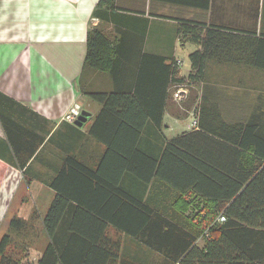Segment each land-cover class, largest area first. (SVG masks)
Instances as JSON below:
<instances>
[{"label": "crops", "instance_id": "obj_1", "mask_svg": "<svg viewBox=\"0 0 264 264\" xmlns=\"http://www.w3.org/2000/svg\"><path fill=\"white\" fill-rule=\"evenodd\" d=\"M98 2L0 0V115L16 124L8 129L14 145L21 147V153L27 152L32 143L37 145L35 154L21 170L0 124V231L6 234L14 218L27 222L29 235L25 242L39 249L37 253L32 248L27 252H34L35 262L51 243L43 220L56 197L51 184L64 162L75 158L86 168L95 169L104 151V146L89 134L101 107L91 101L82 88L112 91L114 82L106 75L93 72L86 73L84 81L79 82L90 28L99 27L109 35L119 26L127 28L123 36L127 45L123 62L125 71L131 70L134 76L125 79V86L135 87L140 74L142 100L148 105H166L170 100L169 67L173 59L182 61L178 58L179 49L188 46L187 61L188 55L199 49L180 42L178 26L173 20L203 21L206 28L248 39L253 45L248 51L234 49V45L228 48L224 43L218 50L215 44L216 57L206 62L204 78L195 86L217 104L227 123L247 122L252 114H262L264 120V106L261 107L264 97L247 94L250 90L264 89V69L259 68L261 65L255 59L257 55H264V50L256 49L260 40H264V0H116V9L107 21L93 18ZM110 38L114 39L112 35ZM245 57L251 58L249 63ZM184 68L179 70L181 78H187L191 72L190 63ZM212 91L221 93L223 98ZM240 95L243 99L238 98ZM74 105L80 107V113L88 114L81 127L62 119ZM188 117L192 118L191 114L177 119L165 110L160 129L149 118L137 143L138 149L152 158L160 157L166 139L195 130L190 125L192 121L185 123ZM69 168L84 176L74 166L66 167ZM84 177L78 194L80 203L69 200L53 233L54 247L61 254L71 249L76 254L101 240L99 222L91 224L90 215L97 216V212L104 210L117 213L116 207H105L106 202L111 201L107 199L110 193L102 190V181L106 179L100 177V181L90 182ZM108 180L110 183V178ZM154 186L151 189L129 173H124L119 183L130 196L156 207L159 212L169 201L157 190L158 183ZM112 201L115 202V198ZM76 205L88 214L76 211ZM74 213L82 215L77 227L73 225ZM33 218L34 221H29ZM103 233L109 239H120L121 260L157 264L161 259L112 225Z\"/></svg>", "mask_w": 264, "mask_h": 264}, {"label": "trees", "instance_id": "obj_2", "mask_svg": "<svg viewBox=\"0 0 264 264\" xmlns=\"http://www.w3.org/2000/svg\"><path fill=\"white\" fill-rule=\"evenodd\" d=\"M115 9L116 0H99L93 18L107 21ZM173 21L177 23L180 42L199 49L188 55L191 72L185 79L174 68L176 59L172 60L169 67L170 100L166 105L144 104L140 74L135 87L125 86V79L133 78L134 74L131 70L125 71L123 62L127 50L124 25L115 28L110 35L99 27L87 31L85 63L79 82L84 81L88 72L106 75L114 82L112 91L82 88L85 95L101 107L89 134L104 146V151L95 169L86 168L75 158L64 162L51 184L56 197L43 220L51 243L43 249L36 264H135L120 259V239H109L103 233L110 225L158 254L161 259L157 264H264L262 114H252L247 122L231 124L222 119L219 107L206 95L198 99L193 111L191 100L182 107L172 102L174 83L186 81L191 95L196 93L195 84L204 78L206 62L216 57L215 49L219 50L222 43L228 48L234 45V49L245 51L251 50L253 45L241 36L206 28L203 21ZM215 44L218 45L216 48ZM256 49L264 50V40H260ZM250 59L245 57L248 63ZM255 59L261 65L259 68L264 69V55H257ZM261 92L264 91L260 90L259 98L264 97ZM165 110L177 119L193 113L197 116V126L191 132L166 139L160 157L155 159L141 152L137 143L149 118L155 127L161 128ZM0 124L13 146L19 168L23 170L35 154L37 145L32 143L27 152L21 153V147L14 145L8 129L16 124L2 115ZM69 166L83 172L90 182L105 178L102 190L110 193L107 199H111L105 207H116L117 213L104 210L97 212V216L89 214L91 224L99 222L101 240L76 254L72 249L61 254L54 247L53 233L69 200L80 203L78 194L85 178L78 171L67 170ZM124 173L131 174L151 189L158 183L157 190L163 192L169 205L158 212L156 207L130 196L119 187ZM114 198L115 202L112 201ZM195 205L201 207L197 214H185ZM75 210L88 214L77 205ZM80 218L82 215L74 213L73 225L77 227ZM26 225L28 223L20 219L10 221L8 231L0 238V264H20L26 252L34 248L35 244L25 242L29 235ZM201 241L202 245L199 244Z\"/></svg>", "mask_w": 264, "mask_h": 264}, {"label": "rangeland", "instance_id": "obj_3", "mask_svg": "<svg viewBox=\"0 0 264 264\" xmlns=\"http://www.w3.org/2000/svg\"><path fill=\"white\" fill-rule=\"evenodd\" d=\"M188 46H185L184 48H180L179 49V51H178V58L179 59H181L182 61H184V63L182 64V66H181V68H180V70L183 68V66L185 67V68H188V65H189V63H188V61L186 60V57H185V55L188 53ZM177 60V59H176ZM184 68V69H185ZM182 79H185V78H182ZM186 82V81H185ZM184 83V82H183ZM183 83H181V85H183V87H184V89L187 91V96L184 98V99H181L180 100V102H176V101H174L173 99H172V102L176 105V106H178V107H182L183 106V104H185V103H187L188 101H192L193 103V105H191L192 107H191V111H193L194 110V108L197 106V103H198V99L202 96V95H205L204 93H203V90L202 89H197L196 88V90H195V92L196 93H194V94H192L191 95V92L189 91V89H186V85L187 84H183ZM188 87V86H187ZM260 90L261 91H264V89H259V90H250V92L248 91V93L247 94H250L251 96H256L257 94H260ZM238 92L239 90H231V92ZM214 92V93H213ZM212 93L215 95V96H217V97H219V98H223V96H222V94L221 93H218V92H216V91H212ZM211 93V94H212ZM261 93H263V92H261ZM242 95H240V97H238L239 99H243L242 97H241ZM235 97H237V96H235ZM252 98V97H251ZM195 99H197V100H195ZM248 99V98H247ZM192 119L193 118H187L186 120H185V123H189V122H191L192 121ZM190 125H192V122H191V124ZM8 174V173H7ZM6 174V175H7ZM4 181V180H3ZM8 182H9V180H8ZM194 208V209H193ZM192 208V210H189L188 212H186L185 214H191V215H194V214H197L198 213V211H199V209L201 208L199 205H195L194 207ZM2 220V219H1ZM1 220H0V222H1ZM3 234V232H1L0 231V237H1V235ZM200 245H202V241L199 243ZM32 249H34L35 250V252L38 250L39 251V249L37 248V250L35 249V248H32ZM37 253V252H36ZM36 255L34 254V252H30V254L28 253L27 254V252H26V255L24 256V259L22 258V260H21V262H20V264H36V257H35Z\"/></svg>", "mask_w": 264, "mask_h": 264}, {"label": "built area", "instance_id": "obj_4", "mask_svg": "<svg viewBox=\"0 0 264 264\" xmlns=\"http://www.w3.org/2000/svg\"><path fill=\"white\" fill-rule=\"evenodd\" d=\"M183 62L180 60H176L175 67L176 69L180 70ZM179 78V77H178ZM183 84H186L184 82ZM174 91L172 93V99L176 102H180L181 99H184L187 96V91L184 89L183 85L181 83H174ZM186 89L187 85H186ZM80 115V107L78 105H74L71 107L66 114L63 116V120L68 122V123H74V121L77 119V117ZM192 116V128H195L197 126V116H195L193 113L191 114ZM221 221L223 220L222 218L220 219Z\"/></svg>", "mask_w": 264, "mask_h": 264}, {"label": "water", "instance_id": "obj_5", "mask_svg": "<svg viewBox=\"0 0 264 264\" xmlns=\"http://www.w3.org/2000/svg\"><path fill=\"white\" fill-rule=\"evenodd\" d=\"M87 118L88 114L85 112H81L73 124L77 127H81L86 122Z\"/></svg>", "mask_w": 264, "mask_h": 264}]
</instances>
